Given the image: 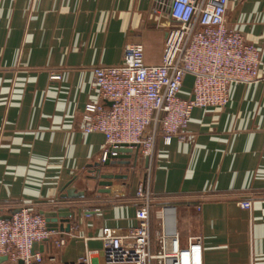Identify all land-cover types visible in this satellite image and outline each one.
<instances>
[{
  "label": "crops",
  "instance_id": "1",
  "mask_svg": "<svg viewBox=\"0 0 264 264\" xmlns=\"http://www.w3.org/2000/svg\"><path fill=\"white\" fill-rule=\"evenodd\" d=\"M168 7L169 0H0V215L22 207L71 214L69 232L58 218L65 245L51 249L47 264L86 253L101 264L102 229L136 226L140 185L153 194V249L163 206L165 231L175 229L182 246L202 238L203 264H264V0H228L226 14L260 51L261 78L232 84L224 108L194 109L188 140L159 139L149 178L140 155L102 165L104 136L82 132L86 104L102 103L92 67L118 64L129 45L159 64ZM191 85L186 76L179 96L190 97ZM106 175L118 179L101 186Z\"/></svg>",
  "mask_w": 264,
  "mask_h": 264
},
{
  "label": "built area",
  "instance_id": "2",
  "mask_svg": "<svg viewBox=\"0 0 264 264\" xmlns=\"http://www.w3.org/2000/svg\"><path fill=\"white\" fill-rule=\"evenodd\" d=\"M227 6L228 0H169L159 64L145 62L142 45H129L118 64L92 67L102 103L86 104L81 113L82 132L104 136L101 164L125 146L147 160L144 171L149 178L159 139L165 145L173 139L188 140L194 109L224 108L232 84L261 78L260 51L228 25ZM186 76L192 77L190 97L182 98L179 93ZM50 79L58 81L60 76L52 73ZM135 198L139 202L135 227L124 232L102 229L101 264H203L202 238L191 237L182 246L175 229L165 231L163 206L156 213L160 230L153 249L150 224L155 204L148 185H140ZM63 236L48 229L41 213L27 207L8 220L0 215V264L53 262L50 251L65 245ZM39 244L46 253L35 250ZM71 264L95 263L86 253Z\"/></svg>",
  "mask_w": 264,
  "mask_h": 264
},
{
  "label": "water",
  "instance_id": "3",
  "mask_svg": "<svg viewBox=\"0 0 264 264\" xmlns=\"http://www.w3.org/2000/svg\"><path fill=\"white\" fill-rule=\"evenodd\" d=\"M116 152H117V155L112 159L114 161H116V163H118V164L122 163V162H120L121 160H124V159L129 160L131 158L132 154H134L135 158L138 156V151L133 152L132 150L125 148V146H121L120 148H118L116 150ZM110 159L111 158H109L102 165L108 166L111 163H115V162H111ZM101 179L103 180V182H101V186L110 187L113 183V180L118 179V176L106 175V176H101ZM104 191H106V193L109 192V190H104ZM16 212H18V211H16ZM16 212H14L13 214H15ZM41 214L46 219L48 229L54 230V231L58 230V228H57L59 226L58 218H62V220L60 221V226H59L60 230L64 231V229H65L66 232L70 231L71 226L69 223V217H71V214H66V213L65 214H61V213L57 214V213H53V212H42ZM66 218H68V219H66ZM4 219L8 220V219H10V217L4 218ZM64 223H66L65 227H64ZM4 260H5V258L1 259V261H4Z\"/></svg>",
  "mask_w": 264,
  "mask_h": 264
}]
</instances>
